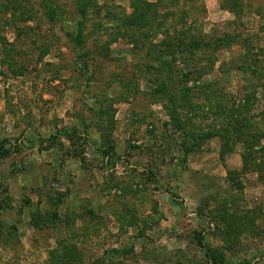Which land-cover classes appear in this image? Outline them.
<instances>
[{
	"label": "rangeland",
	"instance_id": "1",
	"mask_svg": "<svg viewBox=\"0 0 264 264\" xmlns=\"http://www.w3.org/2000/svg\"><path fill=\"white\" fill-rule=\"evenodd\" d=\"M48 1L0 0V264H264V0Z\"/></svg>",
	"mask_w": 264,
	"mask_h": 264
},
{
	"label": "trees",
	"instance_id": "2",
	"mask_svg": "<svg viewBox=\"0 0 264 264\" xmlns=\"http://www.w3.org/2000/svg\"><path fill=\"white\" fill-rule=\"evenodd\" d=\"M239 2H240L239 0H234L230 5V6H232V7H230L231 8L230 10H233V12H236V13L240 12ZM84 4L85 3H82L81 6H79V12H81L82 15L85 16L87 14V6ZM146 6H147V8L144 7L145 9L141 8L140 10H138L137 7H133L134 11L131 15L125 14L124 16L120 17V23H118V26L119 27L121 26L120 28H125L127 30L126 32L141 31V28L142 27L144 28L146 26V19H147L146 13H150V11H152V9H153L152 5L151 6L146 5ZM227 8H229V7H227ZM48 9H49L50 14H52V15H54V13L57 10L54 5L49 3V1H48ZM155 9H156V7H155ZM154 13L158 14L157 10H155ZM60 16L61 15L55 13V15H54L55 20L59 21ZM175 16H176V14H175ZM160 26L161 25L158 26V30L160 29ZM162 32H165V34L168 35L166 30H164ZM187 36H188L187 33L180 34V31H175V40H171V45L181 54H185L187 52V53H192L191 55L195 56V55H197L198 52L203 50V48L206 46V44L200 40H197V38L195 40L189 41ZM72 37H73L74 43L78 47V50L80 51V54H81L83 52V49H84V33H83V24L81 22H78L77 31L75 34L72 35ZM172 42H175V45ZM251 63H252V60L249 63V66L250 65L252 66ZM204 85L208 89H210V87H213V83H210V82L204 83ZM176 107L178 110L182 109L181 106L175 105V109H176ZM179 116L180 115H178V117ZM205 249H206L207 258L209 260H211L214 264H226L223 254L216 252L215 250L211 249L210 247H205ZM55 257H56V255H55ZM64 260L65 259L63 257H61V258L56 257V261L54 263H52L53 262V260H52L50 262V264H66L64 262Z\"/></svg>",
	"mask_w": 264,
	"mask_h": 264
}]
</instances>
